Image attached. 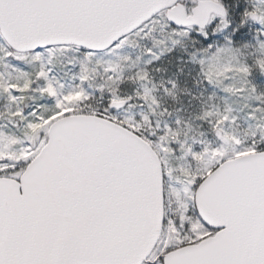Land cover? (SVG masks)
I'll use <instances>...</instances> for the list:
<instances>
[{
  "label": "snow or ice",
  "instance_id": "6c2138e0",
  "mask_svg": "<svg viewBox=\"0 0 264 264\" xmlns=\"http://www.w3.org/2000/svg\"><path fill=\"white\" fill-rule=\"evenodd\" d=\"M184 42L208 99L253 98L260 127L213 103L186 134L150 70ZM141 43L130 74L96 60ZM74 50L65 90L51 57ZM0 66V264H264V0H0Z\"/></svg>",
  "mask_w": 264,
  "mask_h": 264
},
{
  "label": "rangeland",
  "instance_id": "374dc122",
  "mask_svg": "<svg viewBox=\"0 0 264 264\" xmlns=\"http://www.w3.org/2000/svg\"><path fill=\"white\" fill-rule=\"evenodd\" d=\"M157 35L160 38H163L164 34L160 33L157 30ZM188 42H184L180 47L177 54L173 56H166L161 59L162 62L170 61V67L173 69L170 73L165 74V70L162 71L158 64H153L150 66L152 71L153 79L159 84L161 81L174 80L177 84V87L173 90V94L170 96L163 97V104L166 105L169 109L173 110L174 116L178 115L181 118L188 120L190 123L184 129L186 134L190 138L201 139L200 132L202 129L199 126V121L195 119V115L199 112L201 105H210L215 103L219 106L221 110L225 108H231L239 116L238 126L235 129L238 134L244 136L248 135L251 132L255 131L256 128L260 127L261 124L256 120H249L247 118V108L246 105L255 103L253 98H239L236 96H230L227 98L223 97V94H218L213 101L208 99V92L204 91L203 86H197L196 81L198 79V72L194 65H190L185 61H182L181 57L183 56V49L189 47ZM131 55L134 58H138L136 61L137 66L143 67L145 60L147 59L144 55V46L143 43L126 48L114 55H100L96 57L97 62L100 65L106 64L108 61L120 62L121 67L124 69L126 74L128 72L129 65L121 61V57ZM81 56V53L78 51L72 52H63L56 51L51 57V66L54 70V73L60 77L65 85V90L70 88L73 84V73L75 71L73 65L78 63L77 57ZM47 60L48 57L46 56ZM230 58L226 57L225 62ZM29 62V61H26ZM157 66L158 68H155ZM0 72L4 73L5 77L8 79H16L19 75L11 67L0 66ZM96 76H101V73H95ZM99 83L97 79H93L91 84L93 87ZM259 88L261 91H264V82H258ZM203 93V95H202ZM35 102H40L39 97H35ZM27 105H32L34 103L33 99H27L24 101ZM103 101L99 96L95 97L88 105L85 107L89 109H95L102 106ZM14 107L9 101L8 97L0 96V123L7 122L6 109H11ZM260 122H264V117L258 118ZM11 127V125H10ZM17 132L20 129H16ZM207 139H213L211 136L206 137ZM10 147L9 143L5 141H0V151L7 152Z\"/></svg>",
  "mask_w": 264,
  "mask_h": 264
},
{
  "label": "trees",
  "instance_id": "16d2710c",
  "mask_svg": "<svg viewBox=\"0 0 264 264\" xmlns=\"http://www.w3.org/2000/svg\"><path fill=\"white\" fill-rule=\"evenodd\" d=\"M178 51H179V49H177L175 54H177ZM175 54H173V55H175ZM173 55H169V56H173ZM170 63H171L170 61H168V63H167V62H162L160 60L158 67H160V69H162V71L165 70V74H167V73H170V71L173 69L172 67H170ZM154 67L158 68L157 66H154Z\"/></svg>",
  "mask_w": 264,
  "mask_h": 264
}]
</instances>
